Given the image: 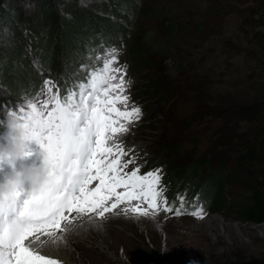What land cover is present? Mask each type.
<instances>
[{
	"label": "rangeland",
	"instance_id": "obj_1",
	"mask_svg": "<svg viewBox=\"0 0 264 264\" xmlns=\"http://www.w3.org/2000/svg\"><path fill=\"white\" fill-rule=\"evenodd\" d=\"M66 1L78 2L82 7H87L96 13L98 17L105 18L107 22H113L114 15L108 10L98 9V3H106L108 9L110 6L114 9L119 5L120 13L128 16L126 20L116 18L124 22L122 24L120 21L125 33L115 34L116 39L114 43L108 45L107 52L102 51V44L106 43L103 40L96 41L99 43L97 48L94 47L97 50L93 65L95 69L102 68L103 62L112 58L109 55L111 50L116 49L117 63L112 66L122 68L126 72L124 80L128 82L126 94L130 98L129 103L138 106L141 110L139 120L128 125V131L120 135L119 143L130 155L134 153L132 158L136 160L138 167L156 157V141L159 137L173 139L175 132L177 139H185L182 150L187 155L194 153L192 159L208 151L216 136L224 132L225 125L221 119L207 115L202 117L200 122L186 128L187 118L194 113L198 101L204 99L206 104L213 103L212 97L233 90L236 83L241 85L245 76L251 75L255 79L260 75L264 79V40H262L264 9L248 0H141L142 9L148 11L156 9V12L134 20L131 18V9L127 6H131L132 3L126 4L125 0ZM168 13H172L174 19L181 23L180 30L173 37L167 35L162 28V18ZM127 20H132L131 25ZM107 29H110V26L97 31L107 33ZM141 30L151 31V39L165 47L161 55L152 53L150 55L147 52V54L141 53L142 57L137 56L135 51H138V48L135 47L140 42ZM28 35L29 31H27V39ZM27 42L30 44L29 39ZM112 44L115 46L111 47ZM92 52L93 49H90L87 54L89 59ZM53 56L54 54H50L51 58ZM134 56L138 61L148 56L151 61L157 62V66L156 68L141 67L140 64L137 65L138 61L134 63ZM31 57L32 67L40 70L36 58L33 55ZM62 57L61 71L56 75L64 80L67 75L65 72L67 62L65 57ZM5 73L11 74L10 71ZM157 78H160V81ZM156 79L157 81L153 83ZM118 82V80L113 81V83ZM53 83L59 86L61 95L60 82ZM67 83L70 85L69 81ZM152 83L159 93L161 83L164 87L168 84L173 85L167 104L159 93H154L153 86H148ZM4 86L0 81V91ZM167 91L165 89V92ZM55 92L56 88H53V93ZM26 93L27 91L25 97H28ZM100 95L102 96L103 93ZM43 98L46 97L42 95ZM74 99L79 100V87ZM15 106L13 110L18 112L19 104ZM27 110L25 105V111ZM4 130L7 132L6 127ZM6 132L0 131V138ZM132 142L134 143L130 145ZM29 148L32 155L27 163L38 165L42 151L40 146L31 141ZM232 157H234L233 152ZM166 167L167 164H164L151 171L160 170L161 184L164 187L163 195L167 198L168 189L163 181ZM10 171L4 166L0 170V179ZM126 171L121 169V172ZM138 175L142 174L138 173ZM98 183L94 181L92 186ZM239 191L237 186H227L223 192L226 205L214 211H204L203 219L188 214L177 216L174 214V207L173 212L161 213L155 217H138L120 212L106 213L105 219L93 218L91 221H94L92 223L95 232L102 239L103 244L100 246L90 242L88 249L78 248L76 263L168 264L194 256L226 261L264 255V228H262L264 224L259 225L244 220L234 213V207H231V201L237 199ZM178 196L182 194L179 193ZM209 221H211L210 228ZM83 242L87 241L77 239L75 243Z\"/></svg>",
	"mask_w": 264,
	"mask_h": 264
},
{
	"label": "trees",
	"instance_id": "obj_2",
	"mask_svg": "<svg viewBox=\"0 0 264 264\" xmlns=\"http://www.w3.org/2000/svg\"><path fill=\"white\" fill-rule=\"evenodd\" d=\"M125 1L126 4L132 3L131 6L127 5L131 9L132 20L156 12V9H142L141 0ZM248 1L264 9V0ZM97 8L110 11L114 21L107 22L75 1L0 0V81L5 85L0 91V120L4 119L8 108L13 109L24 102L26 91L28 97L34 98L45 80L60 82L62 97L68 90L78 92V83L86 82L88 74L95 70V48L99 43L96 41L103 40L106 44H102V51L107 52L108 45L114 43L116 35L125 33L124 22L120 20L121 24L118 20H126L128 16L120 13L119 5L108 9V5L102 2L98 3ZM132 20H127L128 24L131 25ZM106 26H110L107 33L97 31ZM180 27L181 23L174 19L172 13L162 18V28L167 35L173 37ZM27 31L30 44L26 38ZM140 35V42L135 47L138 48L135 51L137 56L142 57L147 52L161 55L165 51L163 45L151 39V31L141 30ZM90 49L93 52L89 59L87 54ZM50 54H54L53 58ZM31 55L36 58L40 70L32 67ZM62 56L67 62L64 80L56 75L61 71ZM133 60L134 63L138 61L136 56ZM138 64L141 67L157 66V62L151 61L148 56L138 61ZM7 71L11 74L7 75ZM160 78H157L158 81ZM242 80L241 85L234 84L233 90L212 97L211 104H206L204 99L198 101L194 113L187 118L186 128L207 115L223 121L224 132L216 136L208 151L192 159L194 153L187 155L182 150L185 139H177L176 132V139H164L161 136L156 141V157L141 165L138 173L144 175L167 164L163 181L168 189V204L174 208L178 206L177 198L181 193L189 211L193 203L202 206L203 211L217 210L226 205L223 196L226 187L237 186L240 189L237 199L231 201L234 213L246 221L259 224L264 222V79L260 75L255 79L248 75ZM153 83L148 86L155 88ZM161 84L160 93L156 88L154 93H159L167 104L173 85L164 87ZM4 128V124H0V131L6 132ZM168 264H264V255L226 261L194 256Z\"/></svg>",
	"mask_w": 264,
	"mask_h": 264
},
{
	"label": "snow or ice",
	"instance_id": "obj_3",
	"mask_svg": "<svg viewBox=\"0 0 264 264\" xmlns=\"http://www.w3.org/2000/svg\"><path fill=\"white\" fill-rule=\"evenodd\" d=\"M115 52L112 49V58L79 83L78 101L75 91L62 97L59 86L45 80L34 98L25 97L18 112L8 108L0 120V124L8 116L22 120L27 138L40 146L49 169L38 191L20 189L0 203V264H65L61 254L70 251L68 239L86 217L105 219L106 213L120 212L155 217L173 212L163 195L160 170L138 175L134 153L119 143L141 110L129 103L126 72L112 66L117 63ZM94 181L99 183L92 186ZM177 199L175 215L203 219L202 206L193 203L189 211L185 198Z\"/></svg>",
	"mask_w": 264,
	"mask_h": 264
},
{
	"label": "clouds",
	"instance_id": "obj_4",
	"mask_svg": "<svg viewBox=\"0 0 264 264\" xmlns=\"http://www.w3.org/2000/svg\"><path fill=\"white\" fill-rule=\"evenodd\" d=\"M4 126L7 132L0 138V170L7 166L11 171L0 179V203H5L20 189L30 194L38 191L49 176L43 153L39 155L38 165L27 163L32 155L29 148L31 141L27 138L23 121L16 116H8Z\"/></svg>",
	"mask_w": 264,
	"mask_h": 264
},
{
	"label": "bare ground",
	"instance_id": "obj_5",
	"mask_svg": "<svg viewBox=\"0 0 264 264\" xmlns=\"http://www.w3.org/2000/svg\"><path fill=\"white\" fill-rule=\"evenodd\" d=\"M134 142L130 143V145H132ZM142 158V156H141ZM94 221H91V219H87L84 218V223L82 225H77L75 228V235H73L72 237H70L68 239V245L70 248V251L67 252V254H61L62 259L64 260L65 264H77V254L76 251L78 248H89V243L91 242L92 244H98V245H102V239L99 238V236L97 235V233L95 232V226L92 223ZM209 223V228L211 226V221L208 222ZM264 224V223H263ZM261 225V224H259ZM264 228V225L263 227ZM261 228V229H262ZM102 230V229H101ZM100 231V230H99ZM79 239H83L84 241L87 242H83V243H75L76 240Z\"/></svg>",
	"mask_w": 264,
	"mask_h": 264
},
{
	"label": "water",
	"instance_id": "obj_6",
	"mask_svg": "<svg viewBox=\"0 0 264 264\" xmlns=\"http://www.w3.org/2000/svg\"><path fill=\"white\" fill-rule=\"evenodd\" d=\"M264 222H262V223H259V224H263Z\"/></svg>",
	"mask_w": 264,
	"mask_h": 264
}]
</instances>
